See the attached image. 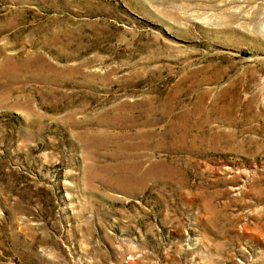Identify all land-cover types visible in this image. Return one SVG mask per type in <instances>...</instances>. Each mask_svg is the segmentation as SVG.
Segmentation results:
<instances>
[{"label":"rangeland","instance_id":"374dc122","mask_svg":"<svg viewBox=\"0 0 264 264\" xmlns=\"http://www.w3.org/2000/svg\"><path fill=\"white\" fill-rule=\"evenodd\" d=\"M0 264H264V0H0Z\"/></svg>","mask_w":264,"mask_h":264}]
</instances>
